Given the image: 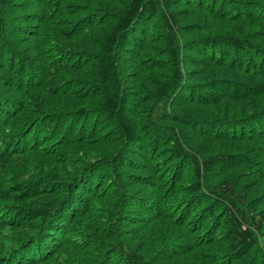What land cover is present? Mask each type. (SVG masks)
<instances>
[{"label":"trees","instance_id":"1","mask_svg":"<svg viewBox=\"0 0 264 264\" xmlns=\"http://www.w3.org/2000/svg\"><path fill=\"white\" fill-rule=\"evenodd\" d=\"M0 264H264V0H0Z\"/></svg>","mask_w":264,"mask_h":264}]
</instances>
